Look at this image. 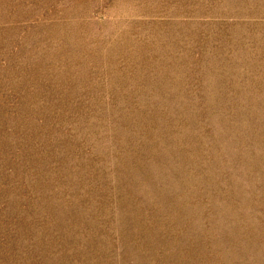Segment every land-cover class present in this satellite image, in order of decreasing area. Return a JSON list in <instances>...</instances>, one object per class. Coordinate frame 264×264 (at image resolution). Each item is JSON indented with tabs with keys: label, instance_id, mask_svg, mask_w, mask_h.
<instances>
[{
	"label": "rangeland",
	"instance_id": "1",
	"mask_svg": "<svg viewBox=\"0 0 264 264\" xmlns=\"http://www.w3.org/2000/svg\"><path fill=\"white\" fill-rule=\"evenodd\" d=\"M0 264H264V0H0Z\"/></svg>",
	"mask_w": 264,
	"mask_h": 264
}]
</instances>
